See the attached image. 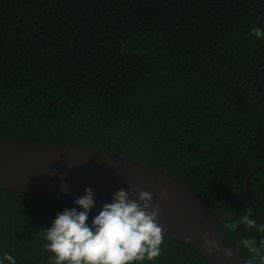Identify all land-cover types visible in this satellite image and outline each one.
Instances as JSON below:
<instances>
[{"label": "trees", "instance_id": "16d2710c", "mask_svg": "<svg viewBox=\"0 0 264 264\" xmlns=\"http://www.w3.org/2000/svg\"><path fill=\"white\" fill-rule=\"evenodd\" d=\"M257 26L264 0H0V137L118 152L181 179L222 226L264 221ZM73 201L0 190V254L48 264L42 230ZM226 232L249 259V233ZM163 237L152 264H212Z\"/></svg>", "mask_w": 264, "mask_h": 264}, {"label": "water", "instance_id": "95a60500", "mask_svg": "<svg viewBox=\"0 0 264 264\" xmlns=\"http://www.w3.org/2000/svg\"><path fill=\"white\" fill-rule=\"evenodd\" d=\"M88 187L99 208L121 188L130 192L132 200L140 191L149 192L160 210L162 235L189 246L212 264H246L248 260L207 203L164 168L93 146L0 137V190L75 200ZM162 187L168 189L166 197L160 195ZM206 232L210 238L218 236L221 247L232 251L231 262L204 250L201 237Z\"/></svg>", "mask_w": 264, "mask_h": 264}, {"label": "clouds", "instance_id": "9594fccd", "mask_svg": "<svg viewBox=\"0 0 264 264\" xmlns=\"http://www.w3.org/2000/svg\"><path fill=\"white\" fill-rule=\"evenodd\" d=\"M250 31L258 40L264 39V28L257 26ZM62 191H67L66 186L62 185ZM167 194L168 189L162 187L160 195ZM130 195L121 188L113 193L111 202L97 208L92 188H85L73 201L74 207L59 212L51 226L42 230L43 248L50 254L48 264H152L160 256L164 241L158 226L160 210L152 203L151 193L140 191L136 200ZM223 220L227 231L235 233L243 226L249 233L239 241L249 254L246 264H264V221L247 210L236 217L226 213ZM201 239L209 255L218 253L232 261V251L221 247L218 236L210 238L206 232ZM0 264L17 261L3 252Z\"/></svg>", "mask_w": 264, "mask_h": 264}]
</instances>
